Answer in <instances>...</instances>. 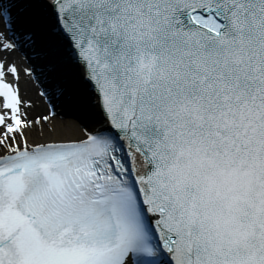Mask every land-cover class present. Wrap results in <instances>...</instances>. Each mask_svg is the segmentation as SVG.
<instances>
[{
    "label": "snow or ice",
    "instance_id": "1",
    "mask_svg": "<svg viewBox=\"0 0 264 264\" xmlns=\"http://www.w3.org/2000/svg\"><path fill=\"white\" fill-rule=\"evenodd\" d=\"M0 264H264V0H0Z\"/></svg>",
    "mask_w": 264,
    "mask_h": 264
}]
</instances>
